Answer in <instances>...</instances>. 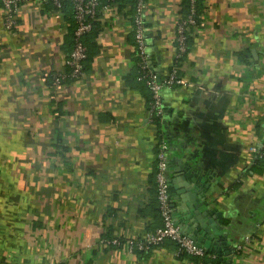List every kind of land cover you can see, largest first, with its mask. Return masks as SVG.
Wrapping results in <instances>:
<instances>
[{"label": "crops", "instance_id": "1", "mask_svg": "<svg viewBox=\"0 0 264 264\" xmlns=\"http://www.w3.org/2000/svg\"><path fill=\"white\" fill-rule=\"evenodd\" d=\"M184 1H149L146 39L160 75L173 63ZM105 2L85 76L61 88L50 79L68 69L71 8L22 1L12 33L0 2V264H192L170 241L141 256L101 244L160 223L146 209L159 128L135 79L133 2ZM202 4L180 63L184 84L163 92L171 210L181 223L182 197L192 194L205 226L216 216L209 252L225 264H264V154L250 151L264 140V0Z\"/></svg>", "mask_w": 264, "mask_h": 264}, {"label": "built area", "instance_id": "2", "mask_svg": "<svg viewBox=\"0 0 264 264\" xmlns=\"http://www.w3.org/2000/svg\"><path fill=\"white\" fill-rule=\"evenodd\" d=\"M22 1L30 0H0L4 10V29L8 32H14L18 24V16L20 4ZM32 1V0H31ZM44 4H50L54 10L61 12L67 3H71L74 8V17L77 23L74 35L75 42L69 56L65 59L66 67L70 68L69 77L74 79H82L85 76L84 60L87 56L86 46L82 43L85 34L91 31V20L96 17L100 7V0H40ZM114 2L115 0H110ZM150 0H134L133 7L130 9V19L133 27V37L135 43V55L139 59V65L146 73L145 82L148 85L152 95V108L149 110V121L154 116H161L164 112L163 92L165 90H173L175 87L184 84L180 74L181 58L188 52L187 38L192 35L200 25L196 19V2L197 0H188L189 11L186 15L180 12L176 25L175 43L176 50L171 64L170 71L165 73L164 78L151 70L152 62L150 58L149 46L146 39L147 31V11ZM113 7L116 4H111ZM66 74H57L54 78V86L61 88L66 85L63 81ZM158 152L155 159L157 161V170L155 174L156 180V201L157 207L161 215V225L152 231H146L142 237L128 238L124 245V250L128 253H134L135 250L145 252L153 247L160 246L165 241H171L177 246L179 252L190 256H202L204 250L198 247L194 240L183 234L180 228L174 223L172 210L170 205L169 194V165L168 150L169 145L166 140L157 143ZM251 152L264 153V140L259 148L250 147ZM101 244L119 245V240L115 237L112 240L103 239Z\"/></svg>", "mask_w": 264, "mask_h": 264}, {"label": "trees", "instance_id": "3", "mask_svg": "<svg viewBox=\"0 0 264 264\" xmlns=\"http://www.w3.org/2000/svg\"><path fill=\"white\" fill-rule=\"evenodd\" d=\"M100 1L102 2V1H105V0H100ZM120 1H122V0H115L114 2H112L110 0H107V2H105V3H108L110 5L111 4H117V5L119 4L120 5ZM130 1L133 2V4H134V0H130ZM183 3L184 4H183V8L181 10V13L186 15L188 13V11H189L188 0H185ZM100 6H101V4H100ZM70 8H71V10L73 12V19L74 20L71 22V27H69V29H68V34L66 36V47H68L70 49V45H71V50H72L73 46H74V42H75L74 32H75L77 23H76V20H75V17H74L73 5L71 3H67L65 5V7H64V10H67V9H70ZM202 12H203L202 0H197V2H196V19H198V21H199V16H201ZM97 17H98V11H97L96 17L91 20V23H92L91 31L88 32L87 34H85L83 36V38H82V43L86 46V49H87V56H86V59L84 60V71L85 72H86L87 66L89 65V63H91L94 55L97 52L96 39H97L98 32H99V29H98L99 25L97 24V21H96ZM192 35L188 36V38H187V46H188V51L187 52H189L190 47L192 45V39H193ZM71 50H69V53L67 54L66 58L69 56ZM185 55L182 56V58H181L182 60L181 61H183L185 59ZM135 58H136V64H137V71H136L137 73H136L135 79H138V80L142 81L146 85V87H147V89L149 91V96H148V99H147L148 109L151 110V108H152V95H151L150 89H149V87L146 84L145 79H144L145 76H146V73L144 72V70L141 69V67L139 65V59L136 57V55H135ZM150 68H151V70L154 71V73L158 74L161 79L165 77V74H163V75L161 74L160 75L159 71L155 70L153 64H152V66ZM170 69H171V67L168 68L167 71H170ZM70 72H71V70H70V68H68L66 70V75L67 76H66V79L63 81V83L67 84V83L70 82V80L74 79V78L69 77V73ZM178 73L180 74V72H178ZM54 78H52L50 80H54ZM164 115H165V113L163 112V114L161 116H154L153 117L154 124L159 128L158 143L161 142L162 140H166L167 141V139L165 138L164 134L160 130L161 118ZM60 140H61V138L59 139V137H57L58 147H60L61 151H63V150H65V148L62 146V144H61L62 142ZM155 151H156V153L158 152L157 145H156V150ZM156 170H157V161L155 160L153 172L151 173V177H152V180H153V181L151 180V183L153 182V184H152L153 188L151 190V193H152V195L154 197H153V201L149 205H147L146 209L147 208H151V210H153V213H155V216H157L159 218L160 223L158 225L152 227V230H154L155 228H157V227H159L161 225V215H160L159 209L157 207L158 205H157V201H156V187H157L156 180H155L156 179L155 178ZM168 190H169V188H168ZM143 212H144V210L141 211L142 214H143ZM147 228H148L147 231H152V230H149V226H147ZM114 238L115 237L105 236V240H112ZM117 239L119 240V245L107 244L106 248L107 249H122L123 250L124 249V245H125L126 241L128 240V238L124 239V238H121V237H117ZM171 243L174 245L175 250H176V254L181 260L187 259L192 264H225V259L219 253L208 252V253H204V255H202V256H190V255H187L185 253L179 252L177 250L176 244H174L173 242H171ZM134 252L138 256H141V255L147 254L149 252V250L145 251V252H140V251L135 250Z\"/></svg>", "mask_w": 264, "mask_h": 264}, {"label": "water", "instance_id": "4", "mask_svg": "<svg viewBox=\"0 0 264 264\" xmlns=\"http://www.w3.org/2000/svg\"><path fill=\"white\" fill-rule=\"evenodd\" d=\"M184 177L187 176L188 179H190V182L192 183H201L202 180L199 179V175L198 173H192L191 171L189 172L188 170H186L184 172V174H182ZM192 187L189 185L187 187V189H190ZM197 195V199L200 201L199 203H197L198 205H202L205 204L204 198L202 197V195L200 194H196ZM192 194H188L184 197H182V202L184 204V206L188 207L185 208V218L183 219V221L181 223H177L175 221V217L172 214L174 223L180 228L181 232L183 234L189 235L195 242V244L202 248L204 250L205 253L209 252V249H211V247L214 245V235L219 234V231L216 230V226H212V221L216 216L211 215L208 216L209 218V223H210V229L209 227L205 226L204 223L201 222L202 216H205L206 213H199V211L197 210L198 206L196 205V203L193 204V206L191 207V203H192V199L196 198H192ZM198 202V201H197ZM220 215V212L217 213V216Z\"/></svg>", "mask_w": 264, "mask_h": 264}]
</instances>
